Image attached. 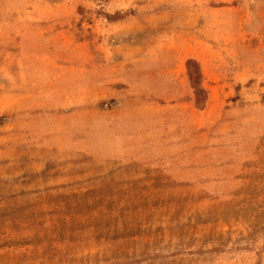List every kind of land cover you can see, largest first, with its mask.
I'll return each mask as SVG.
<instances>
[{
    "label": "rangeland",
    "instance_id": "374dc122",
    "mask_svg": "<svg viewBox=\"0 0 264 264\" xmlns=\"http://www.w3.org/2000/svg\"><path fill=\"white\" fill-rule=\"evenodd\" d=\"M0 264H264V0H0Z\"/></svg>",
    "mask_w": 264,
    "mask_h": 264
}]
</instances>
